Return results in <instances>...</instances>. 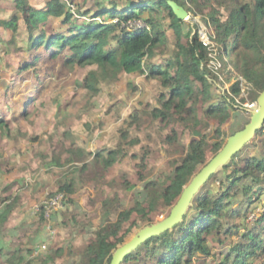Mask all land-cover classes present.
I'll use <instances>...</instances> for the list:
<instances>
[{
    "label": "trees",
    "instance_id": "1",
    "mask_svg": "<svg viewBox=\"0 0 264 264\" xmlns=\"http://www.w3.org/2000/svg\"><path fill=\"white\" fill-rule=\"evenodd\" d=\"M54 1L56 6L49 0L47 11L42 12L30 0H16L14 16L0 20V26L13 32L9 47L16 46L14 43L21 35L19 26L24 27L22 32L28 43L24 42L17 50L28 51L32 59H27L23 69H30L42 58L63 59L66 66L89 68L78 85L92 94L98 93L96 86L100 81L114 82L119 74L125 73L144 75L148 81L158 83L160 95L156 106L138 109L130 115L129 127L119 130L116 147L90 154L92 163L86 160L82 148L70 147L66 163L73 167L63 174L50 196L63 194L72 202L79 175L92 170L98 176L117 166L131 147L140 142L139 137L128 139L130 128H140L144 118L141 114L163 132L168 130L164 133L166 143H182L184 150L174 159L164 182L160 178H148L144 156L124 172L122 186L126 193L142 182L143 199H136L124 209L120 203L113 205L114 199L103 202L101 223L78 257L81 264H110L134 229L147 227L145 223L157 210L172 209L186 187L221 151L226 128L233 119L231 109L243 107L248 99L259 102L264 91V0H95V9H78L76 13L65 3ZM172 2L190 13L189 3L208 17L216 35V54L203 44L198 32L186 30V23L174 12ZM49 15L60 20L59 28L45 29ZM214 59L219 60L218 70L225 72L228 82L235 79L231 89L221 95L215 85L221 78L208 64ZM243 92L247 98L242 96ZM28 107L24 108L25 115ZM200 113L216 125L214 139L193 135L201 122ZM8 118L0 113V127H8ZM253 119L254 115L241 130ZM186 135L187 143L182 140ZM254 141H257L255 145ZM249 148L254 152H248ZM73 155H77L75 159ZM133 158L139 159V156L133 155ZM59 160L58 156L54 157L50 165L59 164ZM135 175L138 183L128 181ZM263 195L264 123L254 138L200 187L179 223L144 241L120 264H212L213 261L215 264H264V206L260 215L245 224L250 207ZM8 199L11 198L0 202V207L5 209L0 214V228L17 202V197L11 202ZM45 211L42 204L39 212L42 223ZM230 223L233 225L229 226ZM77 227L81 228L80 224ZM220 245H229L228 251L215 253ZM36 249L34 246L29 251ZM64 252L60 247L57 253ZM20 255L12 252L9 257V252L1 247L0 264H21Z\"/></svg>",
    "mask_w": 264,
    "mask_h": 264
},
{
    "label": "rangeland",
    "instance_id": "2",
    "mask_svg": "<svg viewBox=\"0 0 264 264\" xmlns=\"http://www.w3.org/2000/svg\"><path fill=\"white\" fill-rule=\"evenodd\" d=\"M30 1L42 12L47 11L49 0ZM59 1L69 6L74 13L78 9L91 10L96 6L95 0ZM15 2L16 0H0V20L14 16ZM50 3L57 5L54 0H50ZM187 6L191 12H188L185 20L186 30L194 29L199 33V38L203 39L207 35L208 41L211 34V42L214 41L215 46L216 35L208 17L199 13L193 5L187 3ZM49 17L45 29L59 28L60 20L51 15ZM19 28L21 35L17 37V43H14L16 46L9 47L8 42L12 40L13 32L0 26V113L9 117L8 127H0V202L2 199L17 197L15 212L7 221L14 228L5 235L10 240L9 243L6 241L5 251L9 252V257L12 252H16L17 256L21 253V264H75V261L81 264L82 260L78 255L94 237L96 227L101 223L103 202L107 198L114 199L113 205L120 203L124 209L132 206L136 199L144 197L142 182L126 193L122 186L124 172L134 165L135 160L139 163L144 156L148 178H160V182H164L174 159L184 152L183 146L182 143H166L164 133L168 130L163 132L141 114L144 118L141 119L140 128H130L131 138L128 141L140 138V142L131 147L130 153L106 174L99 173L96 176L90 170L79 175L73 201L62 198V207L59 204L54 206L55 211L51 214L44 213L42 216L45 222H40L41 214L36 212L37 207L48 203L52 197L50 194L56 191L63 174L73 167L69 162L66 163L69 157L67 150L75 146L82 148L87 156L86 160L92 163L93 157L90 154H95L102 148L117 146L119 130L129 127L130 115L138 109H150L158 104L160 88L158 83L148 81L144 75L122 73L114 82L100 81L96 86L98 93L92 94L78 85L89 68L66 66L63 59L55 60L50 57L42 58L30 69H23L27 59H32V56L26 50H17L25 45L24 42L28 43L26 34L22 32L23 25ZM211 49H214L215 54L218 52L217 46ZM208 64L221 78L222 85L219 82L215 84L218 94L221 95L224 90L229 91L235 79L228 82L225 72L218 70L219 60L214 59ZM242 96L247 98V93L243 92ZM237 100L240 101L239 98ZM26 105H29L27 116L24 112ZM258 109V103L249 99L243 107L235 106L234 110L231 109L233 119L226 128L225 144L229 137L245 126ZM200 120L193 135L196 138L207 135L214 139L216 125L209 123L203 115ZM182 140L187 143L189 137L186 135ZM256 143L254 141L253 145ZM253 145L252 147H256ZM253 150L249 148L248 152L252 153ZM133 155L139 156V159H134ZM57 156L59 164L50 165L51 160ZM75 156L77 155L72 156L73 159ZM137 175L130 177L128 181L138 183ZM11 199H8L9 202ZM263 206L264 195L250 207L251 213L245 224L260 215ZM117 212L118 210L114 214ZM170 212V207L157 210L145 225L159 223ZM78 224L81 228L77 227ZM232 225L233 223L229 224ZM5 227L3 225L2 229ZM138 231L139 229H134L126 241ZM34 246L37 247L36 251L30 252ZM60 247L65 250L64 254L57 253ZM228 249L229 245H220L215 253ZM4 257L8 258V255Z\"/></svg>",
    "mask_w": 264,
    "mask_h": 264
},
{
    "label": "water",
    "instance_id": "3",
    "mask_svg": "<svg viewBox=\"0 0 264 264\" xmlns=\"http://www.w3.org/2000/svg\"><path fill=\"white\" fill-rule=\"evenodd\" d=\"M171 6L177 16L185 21L188 16L187 10L174 2L171 3ZM258 105L259 109L254 115L252 122L249 123L243 130H240L229 137L221 151L186 187L176 205L171 209L170 214L159 223L139 230L138 233L129 241H126L123 245L119 246L110 264H120L127 254L136 249L144 241L154 235H158L170 229L181 221L194 195L199 191L200 187L205 184L211 175L215 173L223 164H225L246 143L251 141L254 138L256 131L262 127L264 123V91L259 97Z\"/></svg>",
    "mask_w": 264,
    "mask_h": 264
},
{
    "label": "built area",
    "instance_id": "4",
    "mask_svg": "<svg viewBox=\"0 0 264 264\" xmlns=\"http://www.w3.org/2000/svg\"><path fill=\"white\" fill-rule=\"evenodd\" d=\"M138 28L139 27H141V24L140 25H138L137 26ZM135 29H137V28H135ZM199 34V33H198ZM207 34V33H206ZM208 36L207 35H205V37H204V39L203 38H199L202 42H203V44L205 45V46H207V47H215L214 46V41L213 42H211V38H212V35L211 34H209V40L210 41H208ZM62 198H64V196H63V194H59V195H57V196H55V197H50V199L47 201L48 203H44V208H45V213L46 214H51V212H53V211H55L54 210V206H56L57 204H59L60 205V207H62V205H63V199ZM52 210V211H51ZM41 211V207H37V209H36V212H40Z\"/></svg>",
    "mask_w": 264,
    "mask_h": 264
},
{
    "label": "crops",
    "instance_id": "5",
    "mask_svg": "<svg viewBox=\"0 0 264 264\" xmlns=\"http://www.w3.org/2000/svg\"><path fill=\"white\" fill-rule=\"evenodd\" d=\"M9 202V201H8ZM14 209H15V207H13V210L9 213V215H8V217H7V219H6V221L3 223V225L4 226H6L5 228H4V230L2 229V233L0 234V248L1 247H5L6 246V243L8 242L9 243V241L10 240H7L6 238H5V235L7 234V233H11L12 232V230H13V226H10V225H8V220H10V218L12 217V214L15 212L14 211ZM4 207H1L0 208V214L1 213H3L4 212ZM3 227V226H2ZM1 227V228H2ZM0 228V229H1ZM4 241H5V243H4ZM7 241V242H6Z\"/></svg>",
    "mask_w": 264,
    "mask_h": 264
},
{
    "label": "bare ground",
    "instance_id": "6",
    "mask_svg": "<svg viewBox=\"0 0 264 264\" xmlns=\"http://www.w3.org/2000/svg\"><path fill=\"white\" fill-rule=\"evenodd\" d=\"M258 115H259V113H258ZM165 218H166V217H165ZM165 218H164V219H165Z\"/></svg>",
    "mask_w": 264,
    "mask_h": 264
}]
</instances>
